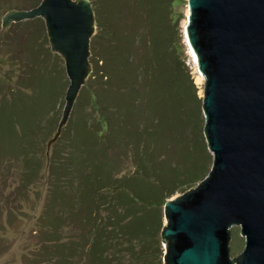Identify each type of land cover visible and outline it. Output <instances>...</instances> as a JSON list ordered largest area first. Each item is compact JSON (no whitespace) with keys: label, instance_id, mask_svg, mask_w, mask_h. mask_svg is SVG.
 <instances>
[{"label":"trees","instance_id":"16d2710c","mask_svg":"<svg viewBox=\"0 0 264 264\" xmlns=\"http://www.w3.org/2000/svg\"><path fill=\"white\" fill-rule=\"evenodd\" d=\"M91 3L97 27L90 45L96 59L90 60L91 78L103 84L91 99L101 127L97 134L107 133L109 149L124 143L132 147L133 170H123L124 151L109 161L106 154L88 156L91 151L80 145L79 151L73 150L72 199L84 217L81 234L71 245L52 240L56 244L43 246L42 254L57 264H67L74 257L83 264H165L164 206L177 192L200 184L213 166L204 135L203 98L176 44V0ZM129 10L133 19L125 16ZM35 77L41 91L26 102L13 101L6 107L8 115L0 117L3 132L19 142L29 135L17 133L14 110L25 122L37 124L58 98L57 81ZM28 107L30 115L25 112ZM135 113L141 121L138 129L127 123ZM154 141L161 143L156 148L182 147L183 158L170 172L160 166L165 154L156 153Z\"/></svg>","mask_w":264,"mask_h":264},{"label":"water","instance_id":"95a60500","mask_svg":"<svg viewBox=\"0 0 264 264\" xmlns=\"http://www.w3.org/2000/svg\"><path fill=\"white\" fill-rule=\"evenodd\" d=\"M188 9L185 39L205 80L204 135L213 166L198 187L164 206L165 264H264V0H189ZM37 18L45 20L70 80L64 127L95 61V13L91 0H42L7 14L0 34L12 22ZM233 226L246 245L231 260Z\"/></svg>","mask_w":264,"mask_h":264},{"label":"rangeland","instance_id":"374dc122","mask_svg":"<svg viewBox=\"0 0 264 264\" xmlns=\"http://www.w3.org/2000/svg\"><path fill=\"white\" fill-rule=\"evenodd\" d=\"M182 1L181 5L180 0L174 4V14L179 15L176 44L180 47V60L186 72L192 75L202 97L205 80L201 79L197 71L196 61L185 39L189 0ZM41 2L0 0V33L7 14L12 11H29ZM125 13L127 18L132 16L130 10ZM36 75L58 82L60 88L56 105L53 103V108L49 109L48 114L43 113L37 124L25 122L26 119L23 120V116L20 117L17 110H14L17 133L22 136L25 131L29 135L21 142L19 138L3 132L0 119V264H57L42 254L43 246L56 244L54 242L57 241L52 240L58 238V244L71 245L77 241L76 236L81 234L80 220L84 217L80 215L77 201L74 204L72 199L74 187L71 158L73 150L79 151V145L91 151L87 153L88 156L101 158V155L106 154L109 161L124 151L122 160L126 161L123 170H127L126 173L133 170V148L125 146V143L116 146L113 143L114 148L111 146L109 149L107 133L97 134L101 127L97 124L98 114L91 99L96 91L103 88L99 78H91L90 74L86 79L67 123L61 127L70 86L64 57L53 50L43 18L12 22L0 34V106L5 105L4 110H0V117L8 115L10 110L6 107L13 101L19 104L26 102L37 91H41L36 85ZM25 112L30 115L29 107ZM135 114L136 117L132 115L127 118V123L138 129L141 121L140 116ZM184 132L189 134L190 130L186 128ZM157 142L153 143L154 149L161 145ZM181 148L178 145L156 148V153L165 154L160 164L166 169L165 172H170L171 167L182 160ZM186 192L179 191L170 200ZM229 235V255L233 260L243 253L246 239L241 235L239 226L231 227ZM163 249L165 251V244ZM70 261L67 264H83L79 257Z\"/></svg>","mask_w":264,"mask_h":264},{"label":"bare ground","instance_id":"6f19581e","mask_svg":"<svg viewBox=\"0 0 264 264\" xmlns=\"http://www.w3.org/2000/svg\"><path fill=\"white\" fill-rule=\"evenodd\" d=\"M186 35H187V34H186ZM186 37H187V36H186ZM187 40H188V37H187ZM188 42H189V41H188ZM189 45H190V43H189ZM190 47H191V45H190ZM190 49H192V47H191ZM191 53H192V55L194 56V60L196 61V64H198L197 57H196V55H195L193 49H192ZM200 77H201V79H202V76H201V75H200Z\"/></svg>","mask_w":264,"mask_h":264},{"label":"clouds","instance_id":"9594fccd","mask_svg":"<svg viewBox=\"0 0 264 264\" xmlns=\"http://www.w3.org/2000/svg\"><path fill=\"white\" fill-rule=\"evenodd\" d=\"M187 43V42H186ZM188 45V44H187ZM189 47V46H188ZM189 50H190V48H189ZM193 57V56H192ZM193 60H194V57H193Z\"/></svg>","mask_w":264,"mask_h":264}]
</instances>
